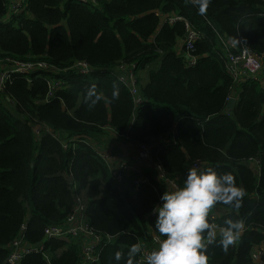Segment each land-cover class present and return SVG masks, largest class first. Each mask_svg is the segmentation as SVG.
I'll return each mask as SVG.
<instances>
[{"label": "trees", "instance_id": "16d2710c", "mask_svg": "<svg viewBox=\"0 0 264 264\" xmlns=\"http://www.w3.org/2000/svg\"><path fill=\"white\" fill-rule=\"evenodd\" d=\"M95 2L27 0L22 13L7 17L10 1L0 0V65L13 60L48 66L28 77L12 75L0 90V264H8L10 246L25 223L31 244L44 240L48 225L66 223L75 208L72 183L87 200L90 227L116 237L100 250L98 264H116L117 250L125 264L132 244H150L153 233L164 239L151 213L170 187L156 183L145 167L140 170L154 188L145 185L135 194L137 171L119 185L86 144L106 145L112 134L126 145L150 147L180 187L194 165L231 172L245 191L242 206L218 204L216 222L242 219L246 229L226 253L210 245L209 264H256L253 251L264 244V86L237 83L226 55L247 48L264 58V0H212L204 15L186 0ZM174 15L185 21L163 19ZM188 26L202 34L194 45V66L180 49ZM159 59L156 69L149 68ZM81 62L89 74L70 70ZM123 66H136L142 104L134 103L115 76ZM144 70L149 80L139 86ZM114 82L120 94L112 101ZM52 83L61 85L48 103ZM93 84L105 99L89 109L84 97ZM233 91L239 102L228 113ZM54 135L85 143L64 149ZM46 244L49 261L30 255L18 264H79L77 240Z\"/></svg>", "mask_w": 264, "mask_h": 264}, {"label": "built area", "instance_id": "2783aa9c", "mask_svg": "<svg viewBox=\"0 0 264 264\" xmlns=\"http://www.w3.org/2000/svg\"><path fill=\"white\" fill-rule=\"evenodd\" d=\"M9 10L7 17H12L13 15H18L22 13L27 8V0H9ZM82 4H96L95 0H78ZM165 22L173 24L177 21H185L184 18L180 16H169L163 17ZM187 23V22H186ZM187 33H189L186 41L181 45V49L185 50L189 64L194 66L198 62V58L192 54L195 52V43L201 39L202 34L195 28L188 26ZM227 70L230 75L234 78L237 83H243L245 81H257L264 86V58L257 52L243 48L237 52H232L230 49L227 52ZM2 67V66H1ZM48 66L44 63L30 64L21 63L18 61L7 60L6 65L0 69V90L5 89V85L12 75L20 74L23 76H30L33 72L38 70L47 69ZM136 66H123L119 72L115 74L121 84L126 86L134 98V103L136 105L142 104V99L139 96V90L137 87V77L134 70ZM70 70L79 72L82 75H87L91 72V68L86 63H78ZM60 84L52 83V91L48 97V103H50V98L53 97L55 92L59 90ZM36 133H40V129L36 130ZM63 146L64 149H69L75 147L78 143H85L83 140L72 138L64 139L61 135H54ZM86 144L97 152V155L105 161L109 168L112 170L113 179L119 184L123 185L127 182L130 177V173L137 171L139 176L133 179L132 191L136 194L143 186L148 185L150 187H155L154 183L143 174L140 170L145 167L148 169V173L152 174L156 178V183L166 184L169 186L170 191L180 187L176 180L169 179L164 169L162 161H155L152 156L151 148L144 145L135 144H124L126 151L124 153L123 159L118 163V165L112 164L110 156L107 152L101 150L99 145L94 141L86 142ZM141 162V166H137L135 162ZM195 166V165H194ZM73 189L75 191V208L73 213L68 217L66 223L63 225H48L44 229V240L38 244H31L27 240L28 226L25 223L20 234L12 242L10 246V255L7 259L8 264H18L24 258L30 255L43 256L47 261L50 260L49 250L47 244L51 241H70V239L77 240L82 250V257L79 264H98L100 250L105 246L111 244L115 240V236H102L96 233L89 225L87 217V200L82 192L79 191L77 184L72 183ZM160 204V201L155 205ZM154 206V207H155ZM153 213V212H152ZM151 213V215H153ZM210 219L213 223L219 225L216 219L219 218L217 212L213 209L209 213ZM244 229H246L244 227ZM243 229V230H244ZM158 240L162 238L153 233L152 240L150 244L140 241L142 245L143 254L138 256V261L140 264H146L145 256L150 252L158 248ZM253 261L256 264H264V244L257 246L252 254Z\"/></svg>", "mask_w": 264, "mask_h": 264}, {"label": "clouds", "instance_id": "9594fccd", "mask_svg": "<svg viewBox=\"0 0 264 264\" xmlns=\"http://www.w3.org/2000/svg\"><path fill=\"white\" fill-rule=\"evenodd\" d=\"M206 14L212 0H186ZM119 84L112 85L111 100L119 99ZM105 99L95 84L86 88L84 102L93 109ZM245 191L237 186L231 172L218 173L212 167L195 165L187 170L183 186L165 191L160 204L154 207V228L164 237L158 248L145 256L146 264H209L207 248L218 244L226 253L240 238L245 227L242 219L227 218L217 229L210 223L209 213L218 204L235 209L242 206ZM143 254L140 243L132 244L126 252L125 264H140ZM124 253H114L116 264H121Z\"/></svg>", "mask_w": 264, "mask_h": 264}, {"label": "crops", "instance_id": "0c3cea01", "mask_svg": "<svg viewBox=\"0 0 264 264\" xmlns=\"http://www.w3.org/2000/svg\"><path fill=\"white\" fill-rule=\"evenodd\" d=\"M180 49L179 51H181ZM0 69H2L1 65H0ZM141 73L142 74L140 75V77L144 81H146L145 82V85H146L149 80V76H147L148 72L147 70H144ZM231 97H234L237 99V102H236V106H237L239 102L238 91H233V95ZM104 141L106 145H99V148L109 154L112 164L118 165V163L123 159L124 153L126 151V147L124 146V143H122V141L118 139L114 134L105 138ZM135 164H137V166L142 165L141 162L139 161L135 162Z\"/></svg>", "mask_w": 264, "mask_h": 264}, {"label": "water", "instance_id": "95a60500", "mask_svg": "<svg viewBox=\"0 0 264 264\" xmlns=\"http://www.w3.org/2000/svg\"><path fill=\"white\" fill-rule=\"evenodd\" d=\"M188 35H189V33H186L185 37L183 38V41H186ZM236 102H237L236 98H234V97H230L229 98V101L227 103V110H226L228 113H232L233 112V110L236 107Z\"/></svg>", "mask_w": 264, "mask_h": 264}, {"label": "rangeland", "instance_id": "374dc122", "mask_svg": "<svg viewBox=\"0 0 264 264\" xmlns=\"http://www.w3.org/2000/svg\"><path fill=\"white\" fill-rule=\"evenodd\" d=\"M160 61H161V59H159L155 64H153V65H152L151 67H149V68L156 69V68L159 66V64H160ZM147 76H149V70H148ZM145 82H146V81H144L142 78L139 79V86H144V85H145ZM5 109H8V108L5 107ZM8 110H9V109H8Z\"/></svg>", "mask_w": 264, "mask_h": 264}]
</instances>
